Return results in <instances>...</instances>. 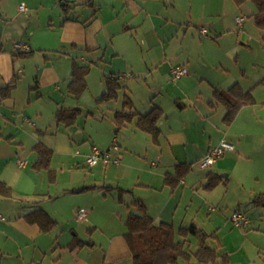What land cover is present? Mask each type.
Here are the masks:
<instances>
[{"label": "crops", "instance_id": "crops-1", "mask_svg": "<svg viewBox=\"0 0 264 264\" xmlns=\"http://www.w3.org/2000/svg\"><path fill=\"white\" fill-rule=\"evenodd\" d=\"M158 1L165 2L164 7L153 13L152 9ZM84 2L81 4L77 0H0V88L14 82L9 98L0 99V182L11 189L9 199L0 197V264H133L124 236L127 232L125 221L128 216L140 213L136 205H142L144 213L155 224L160 222L172 224L176 230L179 227L196 226L194 223L184 225L188 209L195 207V216H197L202 208L200 204L204 202L200 191L212 192L219 184L225 182L214 168L205 176V182L201 180L197 182L194 178L186 179L189 175L187 173L192 170V163H190L192 158L186 146L181 144L178 150L175 146L174 151L171 145L170 156L165 160L167 162L165 167L161 166V162L164 163L163 152H161L159 170L150 173L152 177L155 176L157 183L153 182V179L141 181L139 177L133 181L135 182L133 187L126 185V178L130 180L132 175L128 173L127 177L125 176L123 169L128 166L120 162L126 159L128 153L123 154L121 149L125 148L126 152L129 150L122 141L118 143L115 140L117 133L115 134L112 121L113 114L122 110L125 97L131 100L137 116L145 115L155 107L161 109L164 116L161 105L152 104L140 111L131 97L125 93L120 109L110 106L111 102L104 104L106 108L97 112L96 122H93L92 131L88 130V133L86 127L84 133L74 128L76 124L68 128L57 124L56 111L59 108L74 109L68 101L80 99L75 100L68 93L73 63L89 66L85 56L103 53L109 48L116 52L117 49L113 45L115 37L128 35L131 37L133 33L137 36L153 17L163 19L165 22L176 20L170 13L168 16L161 13L165 11L166 3L169 7L171 0H87ZM82 5L84 9L79 7ZM154 33L157 34V29H154ZM207 33L205 35L199 33V35L206 36ZM9 41H12L11 47H8ZM16 43L26 44L30 52L16 51L14 48ZM51 54H53L52 57ZM66 57L69 60L64 62ZM20 58L28 59L20 61ZM111 75L118 78L120 92L122 89L120 77L116 73H111L109 76ZM122 77L132 76L123 75ZM105 89L102 90L101 95ZM97 96L94 95L95 100L99 98ZM216 108L213 110L215 111ZM79 109L82 111L81 108ZM91 117L94 118V114ZM105 118L109 121L107 127H93L97 125L101 127L102 120ZM136 121L135 117L123 128L127 129L133 125L137 131L145 133L136 128ZM160 121L156 141H153L151 135L145 133L151 143L159 147L162 145ZM127 139H129L128 136ZM112 143H116L119 148L116 152V157L119 159L117 164L109 163L103 166L99 163L93 167L86 165V159L90 156L93 147L107 150ZM37 144L43 145L51 152L49 167L54 172L53 182L50 181L48 171H36L33 168L37 160V154L34 151ZM211 144L215 147V142ZM76 145L80 146L82 151H76L74 154ZM55 159L61 168L71 169L74 164L86 165L90 173L85 175L79 183L81 185L77 191L95 190L99 193L101 202L106 201L111 195L118 205L126 206L125 217L120 210L105 213L103 217L107 218V223L103 225L95 221L94 206L90 204L86 219L78 221L87 224L88 229L84 232L87 239L78 240L74 232H72L73 235L66 236L65 231L57 233L53 230L57 225L56 217L60 210L56 204L52 205V202L63 197L64 193H69L70 184L74 183L71 179L65 187H62L64 184H60L58 180V170L53 167ZM18 162L24 165L19 166ZM214 165L215 163L211 166ZM176 174H181L178 182L174 184L166 182L167 176ZM209 175L219 178L220 181L208 189L206 186L211 183ZM137 188L149 191L152 195H160L163 197V202L153 203L149 197L145 196L134 197L133 193L137 191ZM260 193L264 191L249 197L251 207L259 208L253 206L251 200L253 196ZM48 201H51L52 211L45 207ZM182 204L183 209L180 210ZM130 207L135 211H130ZM37 210L43 211L53 222L47 230L41 229L38 223L33 222L31 215ZM73 210H70L69 215L67 214L68 217L72 218ZM178 212L183 219L177 226L174 217L178 215ZM115 217H117L115 222L110 224ZM88 218H90L89 221ZM177 239L179 240L178 237ZM245 246L246 242L230 247L220 254L219 249L223 245L218 242L214 249L219 255H227L228 264H254V257Z\"/></svg>", "mask_w": 264, "mask_h": 264}, {"label": "rangeland", "instance_id": "rangeland-1", "mask_svg": "<svg viewBox=\"0 0 264 264\" xmlns=\"http://www.w3.org/2000/svg\"><path fill=\"white\" fill-rule=\"evenodd\" d=\"M164 3L158 1L152 9L153 13L162 10ZM79 7L85 8L84 5ZM164 9L162 14L168 16L170 13L176 20L165 22L153 17L137 36L133 33L131 37H115L113 45L116 52L109 48L106 52L85 56L90 67L86 77L87 89L78 101H68L72 107L82 110L74 128L83 133L85 127L87 133L88 130L92 131L93 122L97 119L95 115L106 108L105 103L95 101L94 95L100 97L106 77L111 73L120 77L122 87L119 99L110 103L114 109L121 108L125 93L140 111L152 104L161 105L164 111L159 123L162 130L161 147L153 145L148 135L137 131L133 125L121 129L116 137L113 136L118 143L122 141L128 146L129 152L125 148L121 149L123 154L128 155L120 162L128 166L123 169L125 176L128 173L132 175L130 180L126 178V185L133 187V181L139 177L141 181L153 179L157 183L155 176L152 177L150 173L159 170L161 152L164 157L161 166L165 167L171 145L173 151L175 146L177 149L179 145H185L192 158V170L184 178L205 182V176L214 168L225 182L212 192L200 191L204 201L200 204L201 211L195 216L196 208L188 209L184 225L194 223L207 235L214 233L218 240L207 237L204 242L211 248L221 243L223 247L219 249L220 254L246 242L245 247L254 257V264H264V208H253L249 203L252 194L264 191V49L261 40L264 32L254 24L252 18L256 7L252 2L237 6L232 0H171L169 7L166 3ZM237 18H244L242 26L237 24ZM201 27L206 28V36L199 35L198 29ZM154 29H157V34ZM11 46L12 41H9L8 47ZM64 60L66 62L69 59L66 57ZM178 65L183 66L188 74L172 81L171 68ZM235 83H239L244 90L251 89L255 103L240 109L227 125L222 121L225 108L218 105L214 111L209 108L208 102L213 101L214 90L223 92ZM93 114L94 118L91 117ZM108 124L105 118L101 127H93L103 128ZM127 136L129 139L126 140ZM211 142H215V147L210 145ZM222 142L233 145L235 150L226 151L214 166L201 170L199 161ZM76 151H82L80 146H75L73 153ZM53 167L58 170V180L64 184L62 187L71 179L74 180L69 193H64L63 197L52 202L60 210L55 216L58 222L53 229L57 233L65 231L66 236H71L74 232L78 240L87 239L84 236L87 224L76 222L74 215L79 209L88 214L90 204L94 206L95 221L103 225L107 223V218L103 217L105 213L120 210L125 217L126 206L118 205L111 195L101 202L95 190L77 191L81 185L79 183L90 173L86 165L74 164L71 169L61 168L55 159ZM187 186L190 187L189 184ZM136 190L134 197L145 196L153 203L163 202L160 195H152L138 188ZM50 205L51 201H48L45 207L52 211ZM182 209L183 204L180 207ZM70 210L74 212L72 218L67 216ZM131 210L135 211L130 207ZM235 212L244 213L248 218L250 223L245 229H237L231 224L230 218ZM116 218H112L110 224ZM181 219V213L178 212L174 217L177 226ZM189 240V251H196L201 240L197 237H190ZM177 264L196 263L193 260H178Z\"/></svg>", "mask_w": 264, "mask_h": 264}, {"label": "trees", "instance_id": "trees-1", "mask_svg": "<svg viewBox=\"0 0 264 264\" xmlns=\"http://www.w3.org/2000/svg\"><path fill=\"white\" fill-rule=\"evenodd\" d=\"M237 6H241L246 2H252L256 7V12L252 15L254 24L264 32V0H232ZM262 45L264 49V34L262 36ZM89 72V66H80L76 63L72 64L70 81L68 85L69 95L78 100L82 93L87 89L85 78ZM14 88V82L0 88V99L6 100L10 96L11 90ZM105 92L95 101L97 103H108L116 101L120 85L118 78L114 75L106 77ZM254 104V98L251 91H244L239 84L232 85L226 91L215 90L213 92V101L209 102L210 108L214 109L218 105L225 108L222 121L227 125L232 122L237 112L245 105ZM81 111L79 108L64 109L59 108L55 113L57 124L64 127H71L76 124L77 118ZM163 112L155 107L147 114L137 116L133 110L131 100L125 97L123 108L113 114V124L115 126V134L118 133L125 125L131 123L136 117V128L151 135L153 141H156L159 134L158 122L161 120ZM37 154V160L33 164L36 171L46 170L49 172L50 181H54V172L50 170L51 152L43 145L37 144L34 147ZM211 183L206 188H212L220 181L219 178L208 176ZM181 179V174L175 176H167L166 182L174 184ZM120 196V194H119ZM0 197L9 199L11 197V189L3 182H0ZM251 203L255 207H264V193L253 196ZM139 214H130L125 221L127 232L125 240L131 252L133 264H177L178 260L196 264H228L226 254L219 255L214 248L207 246L204 239L207 237L216 238L212 233L210 236L192 225L187 228L179 227L177 230L172 224L160 222L155 224L153 220L144 213L142 205H136ZM33 222L38 223L43 230H47L53 222L46 216L43 211L37 210L31 215ZM31 218V219H32ZM179 238V240L177 239ZM197 237L199 246L194 252L189 251V238Z\"/></svg>", "mask_w": 264, "mask_h": 264}, {"label": "built area", "instance_id": "built-area-1", "mask_svg": "<svg viewBox=\"0 0 264 264\" xmlns=\"http://www.w3.org/2000/svg\"><path fill=\"white\" fill-rule=\"evenodd\" d=\"M82 1H87V0H82ZM22 7L23 6H21V9H23ZM236 22L239 26H242L244 22V18H237ZM199 33L201 35H205L207 33L206 28L204 27L200 28ZM14 48L18 52H22V53L30 52V48L26 44L16 43L14 45ZM187 74L188 72L186 71V69L183 66H179V65L174 66L173 68H171L170 71L172 81H177L181 77ZM118 149L119 148L116 143H112L107 150H100L96 147H93L90 156L86 159V165L88 167H93L99 163L102 164L103 166H106L109 163L117 164L119 161L118 157H116V152L118 151ZM226 151H234V146L229 143L222 142L218 148H214L213 150H211L205 158L199 161L198 165L200 169H205L213 165L216 162V160L219 157H221ZM18 165L23 166L24 163L18 162ZM75 217L77 221H84L86 219V211L83 209H79ZM230 221L233 227L237 229H244L249 224L248 218L244 213L241 212L233 213L230 218Z\"/></svg>", "mask_w": 264, "mask_h": 264}]
</instances>
